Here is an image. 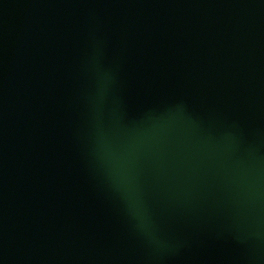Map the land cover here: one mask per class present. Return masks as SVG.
Segmentation results:
<instances>
[{"label": "water", "instance_id": "obj_1", "mask_svg": "<svg viewBox=\"0 0 264 264\" xmlns=\"http://www.w3.org/2000/svg\"><path fill=\"white\" fill-rule=\"evenodd\" d=\"M0 264H264V0H0Z\"/></svg>", "mask_w": 264, "mask_h": 264}]
</instances>
